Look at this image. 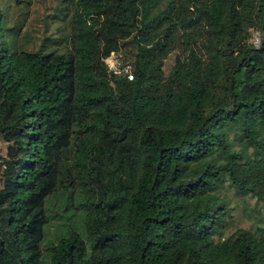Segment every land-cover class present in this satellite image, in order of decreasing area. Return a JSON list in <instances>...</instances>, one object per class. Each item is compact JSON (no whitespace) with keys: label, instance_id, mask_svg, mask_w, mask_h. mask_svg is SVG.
Segmentation results:
<instances>
[{"label":"trees","instance_id":"16d2710c","mask_svg":"<svg viewBox=\"0 0 264 264\" xmlns=\"http://www.w3.org/2000/svg\"><path fill=\"white\" fill-rule=\"evenodd\" d=\"M72 1L59 52L47 36L22 47L0 0V264H42L66 177L85 190L86 237L62 236L51 264H264V225L216 238L225 183L264 203V0ZM174 46L190 58L165 76Z\"/></svg>","mask_w":264,"mask_h":264},{"label":"rangeland","instance_id":"374dc122","mask_svg":"<svg viewBox=\"0 0 264 264\" xmlns=\"http://www.w3.org/2000/svg\"><path fill=\"white\" fill-rule=\"evenodd\" d=\"M3 10L9 17L8 24L20 27L19 43L29 50H38L45 42V38L53 44L49 50L64 51L67 45L66 35L72 31L71 18L73 16L74 2L72 0H1ZM103 17V16H101ZM198 27V23L195 26ZM193 32V34H191ZM258 31L253 30V35ZM193 25H182L177 31V38L181 42L195 37L198 41ZM187 39V40H186ZM185 46V45H184ZM199 47V43H197ZM201 53V49H198ZM184 61L190 58L189 51H180L173 47L164 57L162 69L165 76L176 69L178 55ZM121 61V59H120ZM237 147L240 142L237 140ZM6 143L0 134V169L5 168L3 154ZM220 193L227 198L230 212L225 225L216 233L217 239H226L238 228L255 230L264 225V203L250 193H244L231 186L228 182L221 188ZM86 193L79 182L64 178L63 183L47 198L46 211L48 223L45 227V238L42 243V264H51L53 246L58 240L76 230L86 237Z\"/></svg>","mask_w":264,"mask_h":264},{"label":"built area","instance_id":"2783aa9c","mask_svg":"<svg viewBox=\"0 0 264 264\" xmlns=\"http://www.w3.org/2000/svg\"><path fill=\"white\" fill-rule=\"evenodd\" d=\"M252 41L256 46L260 45L261 36H260L259 32L255 33L253 35ZM106 61L108 63L109 72L112 75L119 76V75L126 74L130 79H133V77H134L133 73L127 67L122 66V63H121L120 58L118 56L110 55V56L106 57Z\"/></svg>","mask_w":264,"mask_h":264}]
</instances>
